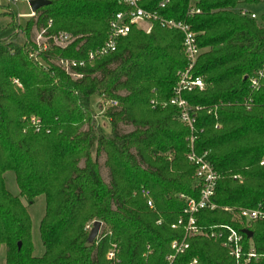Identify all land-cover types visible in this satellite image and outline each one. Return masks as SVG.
Returning <instances> with one entry per match:
<instances>
[{"label":"trees","instance_id":"16d2710c","mask_svg":"<svg viewBox=\"0 0 264 264\" xmlns=\"http://www.w3.org/2000/svg\"><path fill=\"white\" fill-rule=\"evenodd\" d=\"M121 1L48 0L24 27L14 10L6 13L25 42L15 41L18 32L0 38V250L5 248V264H110L107 252L113 245L118 264H166L170 244L184 236L182 228L171 227L184 216L179 195L197 199L200 192L186 158L189 128L168 103L177 74L187 66L183 34L158 23L149 34L133 27L114 53L81 70L79 80L53 63L58 57L83 59L101 46L109 20L125 8ZM163 1L140 4L164 18L188 22L202 50L194 75L205 88L184 96L203 108L195 124V149L207 153L219 174L213 202L220 208L199 212L198 225L241 230L222 208L264 202V77L260 88L251 86L264 70V11L257 16L250 10L264 0H198L200 13L192 17H187L190 0H168L161 10ZM242 10L257 18L241 15ZM49 20V34L63 30L76 39L65 49L51 46L31 56L33 31ZM92 96L118 102L106 109L110 133L96 123ZM122 125L132 130L121 131ZM102 156L108 183L101 175ZM7 172L15 178L16 195L7 190ZM39 196L46 210L39 228L44 252L37 257L22 198L32 204ZM94 219L103 225L91 240L85 227ZM249 230L253 236L244 235V247L252 245L260 256L256 264H264V221ZM193 260L234 264L222 241L207 236L190 239L175 264Z\"/></svg>","mask_w":264,"mask_h":264},{"label":"built area","instance_id":"2783aa9c","mask_svg":"<svg viewBox=\"0 0 264 264\" xmlns=\"http://www.w3.org/2000/svg\"><path fill=\"white\" fill-rule=\"evenodd\" d=\"M5 1L9 3L10 1L17 2L18 0ZM141 1L142 0L121 1L125 8L120 10L109 20V28L104 43L95 49L89 50L85 58L69 59L58 57V59L53 60V63L58 68L63 69L73 80H79L84 77V73L81 70L86 69L89 63L107 54L114 53L119 40L126 37L133 27H137L146 34H149L154 23H158L162 28L178 31L183 34L182 50L184 51L187 66L177 74V83L173 88V94L168 103L174 106L177 112H179V121L189 128V150L186 153V158L195 168L194 181L200 193L197 199L189 195H179V199L185 204L184 216L178 218L177 222L173 223L171 227L173 229L182 228L184 236L172 241L170 244L171 253L166 256L165 261L166 264H175L177 257L186 254L190 246V239L207 236L214 240L222 241V246L228 250L229 255L234 260V264H256L260 256L252 245H249L247 248L244 247L245 234L242 233V230H249L251 224L264 221V202L259 203L256 207L242 208L233 206L223 208L225 212L230 213L232 216L235 215L241 220V230L230 225H219L218 227L214 226L205 229L198 225V219L196 218V215L202 210L214 211L219 208L218 204L213 202L219 174L215 172L212 164L208 160L207 153L204 152L199 155L195 149V140L197 138L195 124L197 114L203 108L191 105L184 96V93H191L198 90L202 91L205 88L204 80H202L200 76L197 77L194 75L196 63L202 52L197 43V34L192 30L188 22L164 18L158 10H146L141 6ZM197 1L198 0H190L187 17H192L200 13V8L196 5ZM168 2V0H165L159 3L160 9H165ZM241 15H250L253 19L257 18L255 14L249 13L246 10H242ZM47 23L46 27L36 30L34 37L36 38L37 47L31 52V56H38L51 46L65 49L76 39V37L63 30L57 31V33L54 34H49L48 29L52 26L51 20ZM39 61L43 64L41 59H39ZM263 77L264 70H260L257 77L252 78L251 86L253 89L260 88V81ZM15 83L18 84L17 81H15ZM117 105V101L107 100V106L115 107ZM208 113L211 114L212 110H208ZM32 122L35 128L38 129L39 121L34 119ZM262 164H264V159L262 160L261 165ZM234 178H237V176ZM145 196L147 198L146 204L151 210H154L155 205L149 194L145 193ZM95 222L96 221H94V225ZM159 223H161V221H159ZM102 224L101 222V225ZM94 225L92 229L90 228V233L94 229ZM117 252L116 245H113L107 252V260L110 264H118L120 262ZM190 264H196V260H193Z\"/></svg>","mask_w":264,"mask_h":264},{"label":"rangeland","instance_id":"374dc122","mask_svg":"<svg viewBox=\"0 0 264 264\" xmlns=\"http://www.w3.org/2000/svg\"><path fill=\"white\" fill-rule=\"evenodd\" d=\"M14 10V12L22 15L29 14L31 12V8H29L27 2L25 0H18L17 2L10 1L9 3L6 2L5 0H0V37L4 38L6 36L11 35L14 31L18 30L13 27L12 24H10V18L6 15V13H9L8 11ZM250 10L253 11L257 16L260 15L264 11V5L260 4L257 7L250 8ZM27 17H20L19 21L18 18H16V22L20 24L21 26L25 25ZM153 27V26H152ZM37 29H34L33 31V36H32V41L36 45V38L34 37ZM141 30V29H140ZM152 30V29H151ZM143 31V30H141ZM17 36L15 37V41L19 44H24L25 39L23 34L21 33L20 30L17 31ZM144 32V31H143ZM145 33V32H144ZM57 67V66H56ZM15 81L18 82L17 79H13V83L18 87L22 88V85H18L15 83ZM91 107L94 111V114H96V123L97 125L103 129L105 133H110L111 128H110V121L109 118L106 116V109H107V100L98 97V96H92L91 98ZM121 131L128 132L132 130L130 126L122 125L120 127ZM104 156H102L100 160V169H101V175L103 176L104 180L108 183L109 182V176L107 169L104 166L105 160ZM4 179L6 181V187L7 190L11 194H18V187L15 181V178L13 176V173L7 172L4 175ZM23 204L26 206L28 209V213L30 216L31 224H32V231H31V239L33 240V255L40 257L42 256L44 252V247L42 244V240L40 239V234H39V228H40V221L43 218L45 214V198L43 196H39L34 199V202L32 204H29L24 198H22ZM219 206V205H218ZM231 207V206H227ZM220 208V206H219ZM224 208V207H223ZM222 208V210H223ZM224 211V210H223ZM228 213V212H227ZM230 214V213H228ZM232 221L235 223H238L239 226H242V222L237 216L231 215ZM94 221H99V220H92L87 222V225L85 227V230L88 234H90V228H93ZM101 222V221H99ZM103 225V224H102ZM102 225L99 229V233H101L102 230ZM119 251V250H118ZM5 248L2 246L0 250V264H5ZM120 259V258H119Z\"/></svg>","mask_w":264,"mask_h":264},{"label":"water","instance_id":"95a60500","mask_svg":"<svg viewBox=\"0 0 264 264\" xmlns=\"http://www.w3.org/2000/svg\"><path fill=\"white\" fill-rule=\"evenodd\" d=\"M48 3V0H31L29 1V6L31 10L36 13L37 10L41 9V6ZM101 225V222L96 221L94 225V229L90 233V239L92 240L93 237L97 234L99 227ZM242 233H244L248 238H251L253 236V233L251 230H242Z\"/></svg>","mask_w":264,"mask_h":264},{"label":"crops","instance_id":"0c3cea01","mask_svg":"<svg viewBox=\"0 0 264 264\" xmlns=\"http://www.w3.org/2000/svg\"><path fill=\"white\" fill-rule=\"evenodd\" d=\"M26 2H27V4H28V6H29V1H31V0H25ZM29 8H30V6H29ZM17 14V18H18V21H19V18L20 17H27V19H29V18H31V17H33V16H35V13L31 10V12L29 13V14H26V15H22V14H18V13H16ZM26 19V20H27ZM25 24H26V22H25ZM25 26V25H24ZM23 26V27H24ZM18 30H16V31H14V32H17ZM22 33V32H21ZM0 38H2V37H0Z\"/></svg>","mask_w":264,"mask_h":264}]
</instances>
